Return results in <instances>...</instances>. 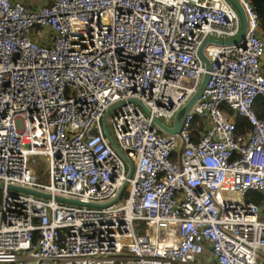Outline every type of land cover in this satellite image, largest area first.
Segmentation results:
<instances>
[{"label": "built area", "instance_id": "2783aa9c", "mask_svg": "<svg viewBox=\"0 0 264 264\" xmlns=\"http://www.w3.org/2000/svg\"><path fill=\"white\" fill-rule=\"evenodd\" d=\"M238 1L242 44L206 42L240 34L230 0H0V263L264 264V209L247 198L264 190V39ZM202 47L208 83L167 133L154 118L175 126ZM108 110L134 162L115 202L130 165Z\"/></svg>", "mask_w": 264, "mask_h": 264}, {"label": "water", "instance_id": "95a60500", "mask_svg": "<svg viewBox=\"0 0 264 264\" xmlns=\"http://www.w3.org/2000/svg\"><path fill=\"white\" fill-rule=\"evenodd\" d=\"M235 7L237 8L240 16H241V20H242V28H241V32L240 34L230 40H216V39H208L206 42H218V43H223V44H242L245 39H246V34H247V29H248V20H247V16L245 13V10L243 8V6L241 5V3L238 0H230ZM200 55L205 63V73L203 75L202 81L200 83V86L197 90V92L193 95V97L188 101V103L176 114L175 118H174V124L175 126L173 128L167 126L165 123H163L161 120H159L158 118H154V122L156 124H158L165 132L167 133H171V134H175L177 132H179L181 126H182V118L181 115L183 114V116L193 107V105L196 103V101L199 99V97L201 96L203 90L206 87V84L208 83L209 77H210V70H211V62L209 60V58L206 56V54L204 53L203 47L200 50ZM112 109V108H111ZM110 109V110H111ZM108 110L102 119V123H103V127L105 130V134L108 137L111 145L129 162L130 165V171L128 173V179L124 182L118 196L113 200V202L117 201L119 199V196L121 195V193L123 192V190L125 189V187L128 184L129 179L132 177L133 175V171H134V162L133 160L127 156V154L120 148V146L118 145V143L116 142V140L114 139V137L112 136V134L110 133V131L107 128V124H106V117L109 113ZM145 110L147 112H149V110L145 107ZM0 188H2V185H0ZM9 188H18V187H13V186H9ZM25 191H29V192H34L36 194L39 195H44V196H49L48 194H43L41 192L38 191H34L31 189H27V188H19ZM264 192V190L262 191ZM58 199L60 200H66L69 202H74V203H78V204H87V205H91V206H96L97 204H93V203H86V202H82V201H78V200H72V199H66V198H62V197H58Z\"/></svg>", "mask_w": 264, "mask_h": 264}, {"label": "trees", "instance_id": "16d2710c", "mask_svg": "<svg viewBox=\"0 0 264 264\" xmlns=\"http://www.w3.org/2000/svg\"><path fill=\"white\" fill-rule=\"evenodd\" d=\"M250 2L252 3L259 18V23H260L259 34L264 39V0H250ZM262 69L264 72V59L262 61ZM254 109L258 117L264 120V96L259 95L256 98L254 102ZM229 112L232 113V110L229 109ZM236 122H237V132L239 133L246 132L250 128L247 119L243 116H237ZM205 125L206 122L202 118L197 117L195 119L194 126L196 130L203 129ZM247 198L252 202H255L256 204L260 205L264 209V192L257 190L250 191L247 193Z\"/></svg>", "mask_w": 264, "mask_h": 264}, {"label": "rangeland", "instance_id": "374dc122", "mask_svg": "<svg viewBox=\"0 0 264 264\" xmlns=\"http://www.w3.org/2000/svg\"><path fill=\"white\" fill-rule=\"evenodd\" d=\"M19 1H23V2L27 3L28 5H30L31 7H34V8H40L44 5L51 4V2H52V0H19ZM108 127H109L110 132H112L111 125H108ZM40 168H41L40 166L35 165V171L37 173H41ZM0 264H2V263H0Z\"/></svg>", "mask_w": 264, "mask_h": 264}, {"label": "crops", "instance_id": "0c3cea01", "mask_svg": "<svg viewBox=\"0 0 264 264\" xmlns=\"http://www.w3.org/2000/svg\"><path fill=\"white\" fill-rule=\"evenodd\" d=\"M264 59V58H263Z\"/></svg>", "mask_w": 264, "mask_h": 264}]
</instances>
